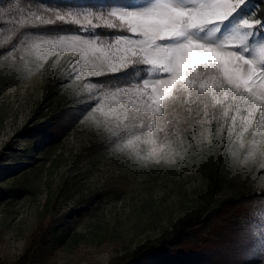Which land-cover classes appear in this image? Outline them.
I'll return each instance as SVG.
<instances>
[{
	"label": "rangeland",
	"instance_id": "obj_1",
	"mask_svg": "<svg viewBox=\"0 0 264 264\" xmlns=\"http://www.w3.org/2000/svg\"><path fill=\"white\" fill-rule=\"evenodd\" d=\"M145 2L65 0L55 10L107 12L112 7L135 8ZM250 6L252 11L245 18L256 19L253 0ZM45 8H23L16 1L0 3V264H113L125 261L140 244L163 240L172 247L207 237H214L211 248L190 258L188 264H264L262 197L249 199L248 209L242 213L235 207L219 208L226 197L264 193L260 110L249 117L243 108L237 112L186 97L163 119H157L155 129L151 121L137 120L133 128L142 140L152 130L161 147H171V153L159 161L142 158L146 155L144 145L137 155H130L119 150L111 136L109 141L97 142L108 131L100 129V123L87 111L101 97L119 108L126 103V98L121 100L124 94L113 95L115 87L102 88L87 76L76 79L81 71L78 54L48 46L44 40L66 34L93 38L127 33L103 34L98 29L108 21L93 17L96 27L86 29L87 22L82 19L74 31H25L14 50L13 43L1 50L13 39L21 20L27 18L26 25H31L47 19ZM133 69L125 83L151 78L143 66ZM78 104L87 105L76 122L79 129L75 132L69 127L67 142L52 150L45 148L47 139L37 126ZM103 130L106 132L101 135ZM22 131L31 134L19 137ZM88 139L96 141L95 145L87 146ZM33 140L41 142H35L38 147L31 152L27 145ZM62 152L67 162H58L49 179L52 187L58 188L63 181L66 185L54 208L44 212L45 166L54 154ZM212 159L214 166L219 162L222 182L207 202L209 216L181 230L183 219L196 210L193 201L209 189ZM119 184L125 190L117 194L113 188ZM201 199L205 202L207 196ZM213 221L225 225L220 232L212 228ZM29 247L34 253L25 260ZM138 264L153 263L147 258Z\"/></svg>",
	"mask_w": 264,
	"mask_h": 264
},
{
	"label": "snow or ice",
	"instance_id": "obj_2",
	"mask_svg": "<svg viewBox=\"0 0 264 264\" xmlns=\"http://www.w3.org/2000/svg\"><path fill=\"white\" fill-rule=\"evenodd\" d=\"M250 5L251 0H146L140 7L117 6L107 12L59 11L47 6L44 15L48 18L41 24L79 26L83 19L84 27L90 29L96 27L95 17L108 21L109 29L127 33L93 38L48 36L44 43L78 54L81 71L76 79L141 66L149 70L150 79L115 86L111 94L123 93L121 100L126 98L119 108L101 97L87 113L108 131L119 150L137 155L144 145L142 158L159 161L171 153V147H161L152 130L142 140L133 126L144 120L155 129L157 119L186 97L237 112L243 108L249 117L259 109L264 122V21L245 18L252 11ZM26 19L20 21L21 28L27 26ZM25 35L19 34L13 50Z\"/></svg>",
	"mask_w": 264,
	"mask_h": 264
},
{
	"label": "trees",
	"instance_id": "obj_3",
	"mask_svg": "<svg viewBox=\"0 0 264 264\" xmlns=\"http://www.w3.org/2000/svg\"><path fill=\"white\" fill-rule=\"evenodd\" d=\"M10 1H16L21 7L23 8H36V7H52L55 9V7L59 6L60 4L64 3L65 0H0V3L2 5H6ZM256 4L254 17L256 19L264 20V0H253ZM77 25L73 24H67L65 22H57L55 24L51 25H42L41 22L37 24H31L27 25L24 28L19 27L15 35L13 36V39L5 46L2 47V51L9 48L12 43L17 41V37L21 32L25 31H32V32H43V33H63L67 31H74L76 30ZM99 32L106 34H112V33H125L122 30L118 29H109L107 26L99 27ZM127 73V74H126ZM134 73V69L130 68L127 71L112 74V75H106L99 78H90L94 83H97L98 85H101L102 88H114L117 85H123L126 84L125 82L129 81L130 77ZM87 108L86 104H78L74 106V109H71L72 111L66 113L63 112L57 117L50 116L45 121L46 123L42 124L40 127L37 126L38 131H42L44 135L42 136L43 139H47L45 141L46 147L49 150L54 149L58 144H64L69 140V134L66 132L69 127L73 128V131H77L79 129V124L77 125L79 121V115ZM32 128V127H31ZM86 129V126H85ZM100 129H103L102 127ZM106 131H102V134H105ZM31 133H26V131H22L18 134L19 137H28ZM99 135V136H101ZM109 133L104 136L103 140L99 141L97 139V142H104V140L109 137ZM74 137V135H73ZM114 138L112 137V140ZM35 142L40 143L41 141L33 140L30 141L27 145V147L30 148V151L33 152L37 149L38 145H35ZM94 140H89L86 142L87 146H93L95 145ZM40 146V145H39ZM84 150V149H83ZM64 152V151H63ZM59 153L57 155L54 154L48 161L47 165L45 166V181H44V189L46 192L45 201L43 203V211L45 212L48 210V208H54L56 205L58 198L63 191L66 181L59 182V187H52V182L49 179V175L52 172V168H56L59 165L58 162L61 164L63 162H67V158L64 156V153ZM82 152V149L77 151V154H80ZM214 160L212 159L211 162V172L209 177V192L204 191V194H199L197 196L198 201H193L195 204L194 208L196 209L193 214L190 216H187L183 219L182 224L180 225L179 229H184L188 227L196 226L199 223H202L207 220L209 214L207 212L208 203L210 202V197L213 193V189L216 186H219L221 184V174H220V166H218V163L216 166H214ZM44 164V163H43ZM60 164V165H61ZM115 193L120 194L121 192H124V188L121 184L116 185L115 188H113ZM208 193V195H207ZM260 193H247L242 194L239 197L235 196H229L221 200L219 208L222 210H227L230 207H235L237 210H241L242 212L247 211L248 205L247 202L249 199L253 198V196H260L262 197L261 200L264 201V193L259 195ZM207 196V199L205 202L201 199L202 196ZM196 199V200H197ZM204 202V204H203ZM208 202V203H207ZM247 208V209H246ZM70 212H74V209H71ZM212 225V228L218 232H220L221 227L225 226L223 223H220L218 221H213L210 223ZM214 237H207L202 242H196L191 240H184L182 242H179L177 244L172 245L170 247L167 245V243L163 240H160L157 243H151V244H140L138 245L132 252L130 253L129 257L125 261H116L113 264H138L144 259H149V262L153 264H188V260L192 258L193 256H197L200 254H203L208 249L211 248V243L213 242ZM34 253V250L31 251L30 247L26 249L25 251V260L32 257V254Z\"/></svg>",
	"mask_w": 264,
	"mask_h": 264
}]
</instances>
